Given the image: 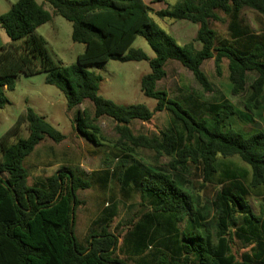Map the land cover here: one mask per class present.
I'll use <instances>...</instances> for the list:
<instances>
[{"label":"trees","instance_id":"16d2710c","mask_svg":"<svg viewBox=\"0 0 264 264\" xmlns=\"http://www.w3.org/2000/svg\"><path fill=\"white\" fill-rule=\"evenodd\" d=\"M155 1H165L168 7L154 11L143 0H47L72 23V40L85 46L71 65H59L37 33L52 20L43 5L18 0L0 14V27L11 39L0 47V109L19 74L46 72V83L63 92L68 109L85 100L93 103L94 117L78 111L76 118L77 130L88 142L102 145L99 139L105 137L97 120L104 116L116 121L120 136L112 147L110 160L119 162L112 171L87 174L80 164H63L45 183L31 187L27 159L43 140L60 143L66 136L32 108L19 116L0 138V264H264V130L243 133L225 127L233 115L252 123L261 114L264 118V0ZM244 8L254 11L256 29L243 16ZM219 12L228 18L226 37H219L212 26L221 19ZM153 14L197 25L195 41L202 48L197 50L194 42L179 44ZM138 37L146 39L155 57L132 47ZM212 59L218 74L223 60H228L230 91L234 96L246 93L244 111L229 100L203 106L188 97L190 111L165 89H157L167 76V63L176 60L205 91H212L202 68ZM111 60L149 64L151 72L142 77L141 91L157 101L154 110L145 104H118L99 94L102 78L87 67ZM251 72L256 78L247 87ZM203 107L210 110L208 117L197 114ZM162 111L171 115L166 131L151 137L133 133L131 121L149 122ZM22 123L29 136L9 143ZM133 148L153 150L157 158L169 159L157 168L135 162L124 170L131 157L121 155ZM235 156L247 166L227 161ZM111 180L121 181V194L138 193L144 201H152V210L143 212L131 238L122 243L109 229L113 214L102 231L82 245L75 235V213L83 203L77 193L94 185L108 189ZM206 188L217 189L210 206L200 193ZM253 197L261 202L260 215L250 207ZM182 223H186L183 230ZM152 227L161 240L144 255L148 249L144 239ZM233 237L251 246L240 260L231 253Z\"/></svg>","mask_w":264,"mask_h":264},{"label":"rangeland","instance_id":"374dc122","mask_svg":"<svg viewBox=\"0 0 264 264\" xmlns=\"http://www.w3.org/2000/svg\"><path fill=\"white\" fill-rule=\"evenodd\" d=\"M17 1L18 0H0V14L8 12L12 5ZM36 1L43 5L44 8L52 14V20L37 29V33L46 40L47 48L51 57L59 65L75 64L77 62L78 55L84 52L85 46L72 40V23L58 15L47 0ZM167 2L170 4L175 3L173 0H167ZM145 3L151 6L154 11H160L168 7V4L165 1L156 2L155 0H145ZM242 14L246 18V21L254 29H256L257 25L255 22L254 11L249 8H244ZM219 16L221 19L214 22L212 26L216 30L219 37H226L228 18L222 12H219ZM152 17L155 22L160 27L165 29L170 35H172L171 31H173V29L175 31L178 30V34L184 36L186 38L185 40L189 41L191 40L190 37L193 30L198 27L187 20L174 22L168 19H161L155 14H153ZM3 41L11 42V39L7 36L4 29L0 28V44ZM177 42L179 44L183 43L180 39H178ZM132 47L142 49L149 56L155 57V52L143 37H138ZM87 68L88 70L94 71L101 76L102 80L99 85V94L104 98L123 105L145 104L150 110H154L156 107L157 101L146 97L141 91L142 77L151 72L150 66L147 62L123 63L111 60L100 67L89 66ZM202 68L212 84V91H205L196 81L193 73L183 67L176 60H171L167 64V76L157 85V89H165L170 98L175 99L190 111H192V107L186 100V97L188 96L197 98L206 106L210 103L214 104L220 102L222 97L227 98L237 110L244 111L243 101L246 93L234 96L230 91L228 80V60H223L221 64V74H218L213 59L205 62ZM46 75V72H40L32 76L19 74L16 78L15 89L6 91L5 94L7 97V103L0 109V138L14 125H16L21 114L25 113L28 108H32L36 113L43 116L47 122L66 136V138L60 143H56L47 138L40 143V146L38 145L37 147L54 145V147L63 149L66 146H70L82 159V168L88 171L91 169L102 168L106 166L107 162L112 163L113 160L105 157L103 152L106 151V145H110L112 147L116 145L119 140L120 136L116 130L117 124H115V121L107 116L99 118L97 123L101 128L102 135L105 137L104 139H99V142L102 145L96 146L95 144L88 142L77 130L76 118L78 111L86 112L89 116L94 117L93 103L90 100H85L81 105L73 109H68L67 101L63 92L56 86L47 84ZM255 78V73L251 72L248 74L247 87ZM197 114L202 117H208L210 115V110L207 109V107H203L201 109L199 108L197 110ZM170 121L171 115L168 112L163 111L161 113H156L153 119L149 122L144 123L140 120H134L130 123V128L135 135L142 134L151 137L166 131L170 126ZM225 125L226 128H232L236 131L253 133L255 131L264 130V118L263 114H261V116H257L255 122L252 123L246 122L238 115H233L226 121ZM16 130L17 134L11 136L9 143L15 142L19 137L26 138L29 136V130L27 124L25 123L19 124ZM126 154H132L131 159L135 161L137 160L146 165L160 166L165 164L169 159L166 155L157 158L153 150L142 148H133L132 152L130 151ZM34 156L35 154L32 153L27 159V167L29 168L28 184L31 187L37 186V184L45 183L47 179L57 171V169L53 167L38 169L30 166L29 163H31V159L35 160ZM218 159L221 161L222 158L219 157ZM227 161L234 162L240 166H247L238 156L229 158ZM117 162L118 161L115 160V164H117ZM59 168L60 167H58V169ZM36 177H38V183H36ZM197 187L198 186H195L194 190H196ZM216 191L217 189L211 188L200 189V193L204 195L206 206H210L208 204L214 199ZM93 194L97 195L96 191L92 188L79 190L78 197L81 201L83 200L82 205L79 207L81 208L87 205L86 202H84L85 199L89 200V203L91 199L92 203V198L94 197ZM140 204H143L144 206L140 205V207L137 206L132 210H128L127 217H136L147 209L144 202ZM249 204L253 213L260 215V200L254 197L250 198ZM78 211L77 215L81 213V209H78ZM122 213H125L124 209L122 210ZM82 219L86 221V218ZM78 221H80V218H78ZM78 221L75 229V235L76 238L80 240L83 229L79 226ZM113 226L114 224H112L111 229ZM181 227L186 228V223L181 224ZM127 228L128 226H124L120 230L116 229L115 232L117 233V236H122ZM250 248L251 246L245 245L236 237L232 238L231 253L235 255L238 260H240L241 255L248 252ZM129 264L133 263L129 261Z\"/></svg>","mask_w":264,"mask_h":264},{"label":"crops","instance_id":"0c3cea01","mask_svg":"<svg viewBox=\"0 0 264 264\" xmlns=\"http://www.w3.org/2000/svg\"><path fill=\"white\" fill-rule=\"evenodd\" d=\"M143 1L145 2V0H143ZM177 31L178 30L175 31L173 29V31H171V34L176 40H178V39L182 40L183 45L187 44L189 42H194L195 48L197 50H200L202 48V44L200 42L195 41V37H196L197 31H198V27L195 30H193V33L190 37V39H191L190 41L185 40L186 38L184 36L179 35ZM187 41H189V42H187ZM7 44H10V42H6V41L4 42L3 41V42H1L0 47L7 45ZM149 57L153 58L151 56H149ZM161 81H159L157 83V85ZM188 97L193 99L195 104L199 103L200 105L206 106V105H204V103L200 102L197 98H193L191 96H188ZM188 97H186V98H188ZM223 100H229V99L222 97L220 101H223ZM210 104H213V103H210ZM133 121H131V123ZM115 124H117L116 121H115ZM46 144H48V143H46ZM39 146H40V144H39ZM112 147L109 145L107 150L103 152V155H105V157L111 158ZM109 150H111V152ZM128 152H125V154H122L121 156L131 157L132 154L131 155L126 154ZM33 154H35V156H34L35 160L31 159V163H29V165L32 167H36L38 169H47L48 167H53V168H56L58 171V167H60L63 164H80L81 167L83 165L82 159L80 158V156L77 155V152H75L70 146H66L65 148L62 149V148L54 147V145H44L43 147H36ZM116 160L118 161V159H116ZM135 162L143 164L137 160L135 161V160L131 159V162L129 160L127 165L124 167V170H127L130 167V165H132ZM117 163H119V162H117ZM116 165L117 164H115V160H114L112 163L107 162L106 166H104L102 168L91 169L90 171H88L84 168L83 169L87 172V174H91L94 171H99V170H104V169H108V170L112 171L116 167ZM143 165L149 166L151 168L159 167L157 165H146V164H143ZM56 172H54L51 176H53ZM101 177L103 178V181H104V178H105L104 175H101ZM98 179H100V177H98ZM189 179H191V178H189ZM35 180H36V183H38V177H36ZM91 188L94 191H96V193H97V195L93 194L94 197L92 198V203H91V199H90V203H89V200L85 199L84 202H86L87 205H85L84 207L78 208V209H81V211H80L81 213L79 215H77L78 209L75 213L76 225H77L78 218H80V221H78V223H79V226H81V228L83 229L82 233H81V239L79 240L77 238L79 243L82 245H86V241L91 235L99 234L102 231V229L107 225L108 220L111 218V216H113V214L115 215L114 218L108 223V225L110 227L109 229L112 233L117 235V233L115 232L116 229L120 230L124 226H128V228L122 234V236H120V237L118 236L120 238V243H122V241L125 237L128 239L131 238V232L134 230V226L139 221L143 212L152 210L151 209L152 201H150L148 199L146 201H144L139 196L138 193L133 194L129 197L127 195L121 194L123 191L121 181L111 180V182L109 183L108 189L105 188V185H104V189L98 188L97 185H94ZM91 188H89V189H91ZM77 195H78V193H77ZM143 202L147 207L146 210H144L141 214H139L136 217L135 216H133V218L127 217V211L128 210H132L134 207H137V206L140 207V205H141L140 203H143ZM123 209H124L125 213H122ZM78 213H79V211H78ZM147 213H149V212H147ZM81 214H82V216H81ZM82 218H86V221L83 220ZM112 224H114V226L111 229ZM180 228L182 230L185 229V228L181 227V224H180ZM75 229H76V226H75ZM155 233H156L155 227H152L149 229L148 234H147L148 237L146 238V240L144 239V242L146 245L145 247H148V249L144 252V255L149 254L159 245L161 238L159 236H155ZM149 247H152V248H149ZM121 257L124 258L123 256H121Z\"/></svg>","mask_w":264,"mask_h":264}]
</instances>
